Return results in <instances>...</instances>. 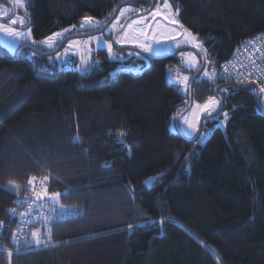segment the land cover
Wrapping results in <instances>:
<instances>
[{
  "label": "trees",
  "instance_id": "1",
  "mask_svg": "<svg viewBox=\"0 0 264 264\" xmlns=\"http://www.w3.org/2000/svg\"><path fill=\"white\" fill-rule=\"evenodd\" d=\"M123 1L29 0L27 27L36 40L65 29L81 33L82 18L106 22ZM154 1L127 4L148 13ZM169 2L203 42L211 70L245 41L264 42V0ZM101 36L113 41L106 30ZM75 53L58 67L29 48L14 59L0 48V264H7V250L12 264H264V112L256 86L212 84L198 78L202 70L192 99L203 102L223 84L228 92L216 93L229 119L196 146L170 130L183 101L167 81L176 54L152 58L135 76L116 72L120 63L104 49L81 74ZM120 131L128 147L116 143ZM31 176H49V193L68 191L60 203L78 214L28 225L14 244L23 210L17 201L32 196ZM154 177L160 179L146 183ZM10 180L16 191L4 190ZM161 218L163 226L149 223ZM129 223L145 227L130 232ZM37 228L51 229L47 246L25 245Z\"/></svg>",
  "mask_w": 264,
  "mask_h": 264
},
{
  "label": "snow or ice",
  "instance_id": "2",
  "mask_svg": "<svg viewBox=\"0 0 264 264\" xmlns=\"http://www.w3.org/2000/svg\"><path fill=\"white\" fill-rule=\"evenodd\" d=\"M12 4L17 8V10H25V16H19L16 15L14 18L8 19L5 22L11 26L5 27L3 23H0V30H2L5 34L14 37L16 40H20L23 37H27V39L31 40L33 44L36 43L34 38L31 36V29L29 28L27 32L23 31L26 21H27V4L25 3V0H11ZM115 11V10H114ZM138 10L135 8L130 7H121L119 9V15L114 18V20L111 23L110 29H106V31H109V33H120L117 36H113V41L115 45L119 46V49H124L126 46H131L133 48L139 49L140 51L138 53H135L136 55H140L141 53H146L148 57L156 56V57H165L170 54H174L173 50L166 47V45L171 42L175 41V47L180 48L181 44L180 41H185L186 44H190L192 48L196 49V52H188V51H180V63L182 65H185L189 70H196L201 71L203 70V77H206L208 80L215 81L217 77V72L213 70L211 73L209 72L206 65L212 64L213 62L209 59H207V50L203 48V42L199 41L194 35H192L191 32L188 31V29H184V32H178L177 28L171 29L170 33L167 35H159L156 31H153V25L147 23V16H142L139 19L135 20H128V14L129 13H136ZM173 9L171 4L169 3V0H163L162 4L158 3L155 9H153L151 12L148 13L149 16L153 17V20H155L157 17H159L161 20H166L168 24L173 25H179L178 20H176L175 16L172 15ZM178 14V9L175 10ZM167 13V15H166ZM8 13L0 12V20H4L5 17H7ZM125 18V22H121V18ZM19 23L20 29L17 30L15 27ZM133 24H146L145 27L139 29L136 32L135 37L130 38L129 32L127 29H131ZM73 27H76L73 25ZM81 28H84L85 30L91 29V28H98L100 27L99 21H94L93 17L85 16L82 18V22L80 25ZM179 27H183V25H179ZM121 29H125L124 31H121ZM70 29H65L64 32H69ZM64 33H54L53 36H49L45 38V40L41 41L40 43L43 45H47L48 48L52 49L55 44V38H63ZM189 37L191 38L189 40ZM90 40H96L97 44H101V40L97 39V37H91ZM52 41V43H50ZM113 41H105L103 43L106 44L107 48V55L109 59L113 58H123L119 50H114ZM74 47H78V42H73L72 40H69L67 43V47L64 48L63 55L66 57L70 54L75 55L76 53H70V49H73ZM203 51L205 53V63L204 65H201L200 59L198 58V53ZM91 46L89 44V56L86 58L83 55H81V64H86L91 60ZM35 54V53H34ZM133 53H129V55H132ZM57 58L60 57V53H56ZM94 62V61H93ZM225 71L227 72L228 69L226 68ZM169 78L173 79L171 72H169ZM189 77L188 76H176L174 78V83L180 85L181 90L184 92L186 96H189V99L185 100V105H189L190 108H186L184 110L183 116H181V119L183 120V123L186 125L187 130L189 131V135L191 137H194L196 139V144L199 145L201 141H203L206 137V132H204L201 128V123L206 118H215V114L218 113V109L220 108L221 101L216 98L215 95H209L206 100H204L203 103H200L199 100H193L191 98V94L189 92V88L199 83L200 80L196 79L192 81V84H189ZM243 82V81H241ZM253 83H258V81H252ZM226 90V89H225ZM260 93H264V85H260L259 87ZM189 110L193 111L195 114L194 122L190 121L188 119V112ZM224 119L219 121L220 124H224L229 119V114L227 112L223 113ZM126 136V132L120 131L118 133V138L116 143L121 145L122 147H128L124 143V137ZM78 140V138H77ZM195 155V149L193 152L189 154L188 157H186V160H190L191 157ZM107 166V165H106ZM190 170V165L189 169ZM49 176H44L42 184V190L37 191V181L38 178L36 176H31L28 178L27 183L31 187L32 192V199L31 200H24V201H17L18 204H24L26 203L28 205V209L25 212H20L19 215L23 217H31V220H22L21 224L22 226H26L32 221L41 218L44 220V223L47 224L50 220L54 219L53 216L48 215L45 216L43 212L40 213V216H33L32 215V209L33 205L36 204L37 201H41L39 205H37V208H44L46 205L50 208L51 212L56 213V215L65 216V215H76L78 213L76 212H70L64 208V205L60 203V197L61 196H67L69 195L68 191H65L64 193H49L48 192V184ZM160 177H154L149 179L146 183L147 184H154ZM8 187L5 188V191L12 192L14 188H17V185L14 181L8 182ZM29 189H25V195H27V192ZM17 195H20L19 192L16 193ZM130 195L134 196V191L129 192ZM49 201L51 202L49 204ZM57 208H59V211H57ZM10 214H16V208H12L9 210ZM149 223L155 224L159 223L161 226H163L166 223V219L161 218L159 221H150ZM3 226V221H0V227ZM145 227V225H135L132 223H129L127 225L128 230L131 232L135 228H142ZM20 232H23V227L19 229ZM51 240V229L49 228L46 233H41L40 229L37 228L36 230L31 232V239H24L25 245H32L35 244L37 246L39 245H45L47 246V243ZM12 242L14 244H19V236L16 232L12 234ZM207 247V245H205ZM13 253L11 250H7V264H12V257ZM217 264H219V260H217Z\"/></svg>",
  "mask_w": 264,
  "mask_h": 264
},
{
  "label": "rangeland",
  "instance_id": "3",
  "mask_svg": "<svg viewBox=\"0 0 264 264\" xmlns=\"http://www.w3.org/2000/svg\"><path fill=\"white\" fill-rule=\"evenodd\" d=\"M28 2H29V0H25V3L27 4V15H28ZM162 2H163V0H155L153 9H155V7L157 6L158 3L162 4ZM122 7H130V8H135V9L138 10L136 13H129L128 14L129 20H135V19H139L142 16H147L148 17L147 23L152 24L153 25L152 30L156 31L159 35H167V34L170 33L171 29H173V28H177L178 32H181V33L184 32V28L183 27H179V25H181V24H180V21H179L178 14L175 11L176 9L173 6H172V9L174 11H173L172 15L175 16L176 20H178L179 25L168 24L166 20H161L159 17H157L155 20H153V17L148 15V13L151 12V11H149L147 13L146 10H141L143 8V5H135V4L128 5V4H126V5L122 6ZM14 8H15V13H14V15L11 18H14L16 15L25 16V10H17V8L15 6H14ZM0 12L8 13L7 17L11 14V5H10V3L7 0H0ZM118 15H119V11L117 12L116 16H118ZM166 15H167V13H166ZM98 21L100 22V27H101L102 24L105 23L102 20H98ZM112 21L110 23H112ZM81 22H82V20L80 21L79 26H77L78 28H81L80 27ZM121 22H125V18L122 17L121 18ZM0 23H3L5 27L11 26V25L7 24L5 21H2V20H0ZM145 26H146V24H139V25L138 24H133L131 29H127V31L129 32L130 38L135 37L136 32L139 29H141V28H143ZM15 27L17 28V30H21L19 23ZM110 27H111V25H110ZM110 27L108 29H110ZM29 28L31 29V36L33 37L32 28L30 26L27 27V21H26V24H25V26H24V28L22 30L27 32ZM97 29H99V27L98 28H91V29H87V30H85L84 28H81V30H83V32H81V33L93 32V31H95ZM105 30H106V28L104 29L103 32L93 34V35H95L94 37H97V39L101 40V44H99V45L97 44L96 40H90L91 37L86 39V40H84V38L88 37V36H85L84 38H81V39H70L73 42H78V47H74L73 49H71L70 53H75V52L79 51V52H81L80 55H83L84 57L87 58L89 56V44L91 46V53H90L91 60L88 63H86V64H81V56H80L79 58H77V60L73 61L74 62L73 65H75V69H76V63L79 60H80V71H84L85 69H87L88 66L93 62L94 56H95V52L98 49H104L107 52L106 44L103 43V42L108 41V40H106V38L104 36H101L105 32ZM124 30L125 29H122L121 31H124ZM63 32L64 31L57 32V33H63ZM53 34H51L49 36H53ZM69 34H71V33L64 34L63 38L66 37ZM106 34H108V35L113 34V36H117L120 33H118V34L115 33V32L109 33V31H106ZM93 35H90V36H93ZM49 36H47V37H49ZM47 37H45V38H47ZM45 38L39 39V40L34 39L36 41V43L33 44L31 40L27 39V37H23L20 40H16L14 37L7 35L2 30H0V48L3 49L9 57H13L18 52V50L24 45H28V46L30 45L31 48H29V49L30 50H34V51H35L36 48L37 49H45V50L53 51L57 47L59 42L63 39V38L56 37L55 38L54 47L52 49H50V48L47 47V45H43V44L40 43L41 41L45 40ZM190 39L191 38L189 37V40ZM68 41L69 40H67L66 42H68ZM50 43H52V41H50ZM175 43H176L175 41H171V42H169L166 45V47L172 49L173 52L176 51L175 54L177 56V64H178L177 68L175 70L172 69V68H170L168 70V72H167V81H168V83L170 85H173V86H175L177 88V90L183 96V101H182V104L180 106H178V108L176 110V115H177L176 116V120L177 121L175 120V121H173L170 124V130H171L172 133H180L187 140L193 141V139H195V138L191 137L189 135V131L187 130L186 125L183 123V120L181 119V116H179V114H181L186 109V107L188 106V105H185L184 102H185V100L189 99L188 98L189 96H186L184 94V92L180 88V85L174 83V78L176 76H180V77L188 76L190 78L189 79V84H190L193 75L197 71L196 70H189L185 65H182L180 63V59L181 58L179 56V52L180 51L196 52V49H194V48H193L194 50L188 49L189 47L192 48L191 45L190 44H186L185 41H183V40L180 41V44H181L180 48H176L175 47ZM113 46H114V50H119L120 55L123 57V58L110 59V60L118 61L120 63L118 65L117 69H116L117 70L116 72L123 71V72L131 73L132 75H135V76L140 75L141 73L144 72V70H146V69H148L150 67L151 59L152 58H157L156 56L148 57L146 53H141L140 55H136L135 53H138L140 51L139 49H136V48H133V49L132 48H130V49L128 48V49H122L121 50V49H118L116 47L117 45L115 46L113 44ZM66 47H67V45H66ZM130 52L133 53V54L129 55ZM56 53L54 55H50V57L47 60L48 63L57 62L58 63V67H61L62 65H64L63 63H66V66L70 65L69 64V62H70L69 56L72 55V54H70V55L65 57L63 55V53H64V49H63V51L60 52V57L61 58L58 59ZM23 54L26 55L29 58H32L34 56L30 51H26ZM75 56H76V54L72 55V57H75ZM201 56H203L204 59H205V53L203 51L198 53V58L199 59H200ZM207 59L211 60L209 58L208 54H207ZM200 63H201V61H200ZM206 66H207L209 72L211 73L213 71V69L211 70L212 64H208ZM169 72H171V75H172L173 79L169 78ZM193 72H195V73L192 75ZM198 78L200 80L205 79L207 81H210L212 84L213 83L215 84V81L213 82L211 80H208L206 77H203V71L200 73V76ZM221 92L222 93L223 92L226 93V92H228V90H225V87H222L221 88ZM213 95H215L216 98L218 100H220L218 95L215 92L213 93ZM194 100H196V99L194 98ZM203 102H200V103H203ZM259 106H261V109L264 111V93L261 94V97L259 99ZM220 112L217 115H215L214 119L206 118L204 121H202V130L204 132H206V137H205V139L203 141L200 142L199 145H203L206 142V140L209 138V136L212 133L213 127H215V126L224 127L225 124L227 123V121L224 124H220L219 123V121L224 119L223 113L227 112V111H223L221 114H220ZM195 114L196 113H194L193 111L189 110L188 119L190 121L194 122ZM193 142L197 146L196 140L193 141ZM8 186L9 185H7V187ZM13 190L16 191L15 189H13ZM50 203L51 202L49 201V204Z\"/></svg>",
  "mask_w": 264,
  "mask_h": 264
},
{
  "label": "bare ground",
  "instance_id": "4",
  "mask_svg": "<svg viewBox=\"0 0 264 264\" xmlns=\"http://www.w3.org/2000/svg\"><path fill=\"white\" fill-rule=\"evenodd\" d=\"M130 1H132V0H125V1L121 2L114 9L115 11L112 12V15L110 16L109 20H107L104 23V25L102 27H99V29H97L96 31L90 32V33H87V34L70 35V36H67V37L63 38L62 40L65 39L64 42H66L67 40L72 39V38H75V37H85V36H88V35H93V34H96V33L103 32L104 29L107 28L106 25L110 24V22L114 19V17L116 16L117 12L119 11V9L122 6H124L125 4H127L128 2H130ZM128 20H129V18H128ZM251 41H257V42L261 41L262 42V40H261L260 37H254V38H251V39L245 41L238 48H236L233 51V53L229 56V58L227 60H225L223 63H221V65L219 67H217L216 69H214L217 73H220L221 74V76H219V74L217 75V77L215 79L217 82H231L232 85H233V83L240 84V85L250 84V85L256 86L257 91L259 90L260 85H264V48L260 52H257L256 54L247 53V47L249 46V43ZM262 43H263V46H264V42H262ZM262 43H260V44H262ZM62 44L60 46H62ZM22 50H23V48H22ZM35 51L37 52L36 49H35ZM53 51L46 52L45 54L48 55V56L54 55L56 52L53 53V54H50ZM201 58L204 60V63H205L204 57L201 56ZM255 62H257L258 64L260 63L262 65L261 66L262 68L260 67V69H256L255 67H253V66H255ZM226 68L228 69L227 72L225 71ZM75 70H77V71L79 70L80 71V60L77 62V65H76V69ZM80 72H81V74L84 73L83 71H80ZM194 75H193V77H194ZM193 77H192L191 82H190L191 84H192V81L195 80V78L197 76H195L194 78ZM241 81H243V82H241ZM252 81H258V83H253ZM222 85L223 84L218 85V87L215 89L214 92L216 93V90L218 88L222 87ZM189 92H190L191 98H192V86L189 88ZM257 97H258V95H257ZM219 99L221 101V105L220 106L223 107V102H222V100H221L220 97H219ZM222 107H221V109H222ZM221 109H220V111H221ZM217 114H215V115H217ZM195 140L196 139H193V141H195ZM37 178H38L37 187L42 190V184H41V182L43 181V178H40L39 176H37ZM37 205H38L37 202H36L35 206L33 205V209H32V215L33 216L39 217L40 216V213L43 212L45 216L51 215V216L54 217V219H52L50 221L62 220V219H65V218H69V217H73L74 216V215H65V216L56 215V213L51 212L50 208L47 205L44 208H40V209L37 208ZM27 209H28L27 208V204L24 203L23 204V210H22V212L27 211ZM65 209L68 210V211H70V212H75L74 210H71V209H68V208H65ZM57 211H59V208H57ZM22 220H29V217H23V218L21 217L20 222ZM40 220L41 221H39V222H44L43 219L40 218Z\"/></svg>",
  "mask_w": 264,
  "mask_h": 264
},
{
  "label": "water",
  "instance_id": "5",
  "mask_svg": "<svg viewBox=\"0 0 264 264\" xmlns=\"http://www.w3.org/2000/svg\"><path fill=\"white\" fill-rule=\"evenodd\" d=\"M9 3H10V5H11V14L8 16V17H6L4 20H8V19H10L13 15H14V13H15V8H14V6L12 5V3L9 1V0H7ZM107 26V25H106ZM122 30V29H121ZM112 40H113V38H112ZM65 41V39L64 40H62L61 42H60V44H58V46L54 49V51L52 52V53H50V54H53V53H55V52H57L58 51V49H59V47H60V45L63 43ZM114 42V41H113ZM117 47L119 48V46L117 45ZM22 48H31L30 46H28V45H24ZM22 48L16 53V55L13 57V59L19 54V52L22 50ZM125 48H132L133 49V47H130V46H126ZM188 49H190V50H194L193 48H188ZM37 52H39V53H41V54H45V53H43V52H41V51H39V50H37ZM79 52V51H78ZM176 51H174L173 53H175ZM174 54H170V55H168V56H165V57H170V56H173ZM81 55H80V52H79V57H80ZM163 58V57H162ZM200 61H201V65H204V60L200 57ZM201 71H202V69H201ZM201 71H197L196 72V74L194 75V77L195 76H198V74L201 72ZM193 77V78H194ZM191 84V83H190ZM260 96H261V93H260V91L258 90V97H257V104L259 105V98H260ZM189 98V97H188ZM221 107L222 106H220V108H219V110H218V112L220 111V109H221ZM186 108H190V106L188 105ZM184 114V111L181 113V114H179L180 116H182Z\"/></svg>",
  "mask_w": 264,
  "mask_h": 264
},
{
  "label": "built area",
  "instance_id": "6",
  "mask_svg": "<svg viewBox=\"0 0 264 264\" xmlns=\"http://www.w3.org/2000/svg\"><path fill=\"white\" fill-rule=\"evenodd\" d=\"M259 42L262 43L261 41H259ZM259 42H257V41H251V42L249 43V46L247 47V53L256 54L257 52H260V51L264 48V46H263V43L260 44ZM261 66H262V65H261L260 63L258 64L257 62H255V66H253V67H255L256 69H260ZM261 68H262V67H261ZM217 74H219V76H221L220 73H217ZM221 81H222V80H221ZM36 190L39 191V190H41V189H39L38 187H36ZM31 199H32V196L29 197L27 200H31ZM34 206H35V205H34ZM27 208H28V205H27ZM29 220H31V217H29ZM39 221H41L40 218H38V219L32 221V223H30L29 225H32V224H34V223H36V222H39ZM21 227H23V230H24V229H26V228L28 227V225H26V226H22V224H21V222H20V228H21ZM21 233H22V232H20V231L17 232L19 238L21 237Z\"/></svg>",
  "mask_w": 264,
  "mask_h": 264
},
{
  "label": "flooded vegetation",
  "instance_id": "7",
  "mask_svg": "<svg viewBox=\"0 0 264 264\" xmlns=\"http://www.w3.org/2000/svg\"><path fill=\"white\" fill-rule=\"evenodd\" d=\"M103 26V25H102ZM101 26V27H102ZM96 31V30H95ZM94 32V31H93ZM87 33H90V32H87ZM87 33H77V32H75V33H71V34H69V35H67V36H70V35H78V34H87ZM66 36V37H67ZM88 36H90V35H88ZM65 38V37H64ZM80 38H84V37H75V38H72V39H80ZM70 40V39H69ZM60 43V42H59ZM65 43V42H64ZM64 43L62 44V45H64ZM58 46V45H57ZM47 52H50V51H47ZM76 65H77V63H76Z\"/></svg>",
  "mask_w": 264,
  "mask_h": 264
}]
</instances>
